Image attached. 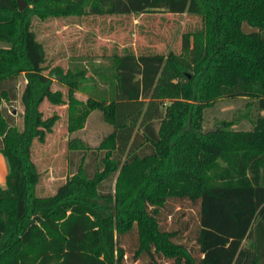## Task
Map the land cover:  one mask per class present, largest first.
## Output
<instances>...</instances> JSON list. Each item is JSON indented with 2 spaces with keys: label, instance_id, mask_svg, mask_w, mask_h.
<instances>
[{
  "label": "trees",
  "instance_id": "1",
  "mask_svg": "<svg viewBox=\"0 0 264 264\" xmlns=\"http://www.w3.org/2000/svg\"><path fill=\"white\" fill-rule=\"evenodd\" d=\"M18 1L0 0V264H126L121 239L134 229L135 256L149 264H264V0H25L24 11ZM161 12L201 17L204 30L185 35L180 54L116 55L110 103L79 100L77 75L48 68L33 29L34 18ZM22 76L20 130L4 102L16 100ZM226 97L256 102L250 131H204L205 111ZM46 101L68 106L70 134L96 110L114 131L99 147L102 170L91 176L81 165L56 195L39 197L33 143L59 119L44 118ZM69 150L88 147L73 140ZM115 177V191L105 190ZM170 203L194 213L178 229L162 225Z\"/></svg>",
  "mask_w": 264,
  "mask_h": 264
},
{
  "label": "rangeland",
  "instance_id": "2",
  "mask_svg": "<svg viewBox=\"0 0 264 264\" xmlns=\"http://www.w3.org/2000/svg\"><path fill=\"white\" fill-rule=\"evenodd\" d=\"M33 29L38 40L44 45L48 68L62 67L77 75L79 90L76 94L81 101L93 99L110 103L115 98L116 62L115 56L134 53L141 54H180L185 35H194L204 30L201 17L189 14L173 15L168 12L130 15V16H84L68 18H51L41 21L33 19ZM249 34L255 30L248 24L243 26ZM0 46H6L0 43ZM73 70V71H72ZM21 86L18 95L9 107L10 114L20 130H23L24 107L21 95L24 79L20 78ZM54 91H61L67 100L68 89L59 84L53 86ZM167 101L166 104L167 105ZM165 108V106H164ZM45 119L54 115L59 117L52 133L44 143L35 140L32 156L41 180L37 186L39 197H52L64 185L80 166H84L90 175L103 169L102 160L105 151L99 149L104 140L110 136L114 127L105 121L100 110L93 111L84 129L70 134L68 131V107L53 105L48 101L41 106ZM165 112V110H164ZM258 114L256 102L247 98H222L205 111L203 129L205 132L216 130L224 123H232V129L250 131L252 120ZM159 128V122L156 125ZM73 140L83 141L88 150L85 153L71 152L69 143ZM0 146L2 143L0 141ZM146 152H149L146 150ZM126 159V156L123 160ZM116 177L105 184V190L115 191ZM180 204L170 203L162 211V225L166 229H178L180 223L187 222L194 215L191 210ZM182 208V209H181ZM180 240L188 248L193 241L188 234ZM188 237V238H186ZM121 244L126 251V264H149L150 257L143 255L136 258L139 247L137 229L122 237ZM161 264H173V260L159 259Z\"/></svg>",
  "mask_w": 264,
  "mask_h": 264
},
{
  "label": "crops",
  "instance_id": "3",
  "mask_svg": "<svg viewBox=\"0 0 264 264\" xmlns=\"http://www.w3.org/2000/svg\"><path fill=\"white\" fill-rule=\"evenodd\" d=\"M0 48H5V46L4 47L3 46H0ZM20 78H23L24 79L23 76L20 77ZM25 85H26V81H24V86ZM20 86H21V83H18L17 88H19ZM10 106L11 105H9L8 103H5L4 102V107H6L8 109V111H9V107ZM7 175H8V165H7V161H6L5 157L3 156V154L0 152V185L5 186V183H6V180H7Z\"/></svg>",
  "mask_w": 264,
  "mask_h": 264
},
{
  "label": "water",
  "instance_id": "4",
  "mask_svg": "<svg viewBox=\"0 0 264 264\" xmlns=\"http://www.w3.org/2000/svg\"><path fill=\"white\" fill-rule=\"evenodd\" d=\"M18 3H19V6H20V10L24 11L25 8L27 7L26 1L25 0H19Z\"/></svg>",
  "mask_w": 264,
  "mask_h": 264
}]
</instances>
